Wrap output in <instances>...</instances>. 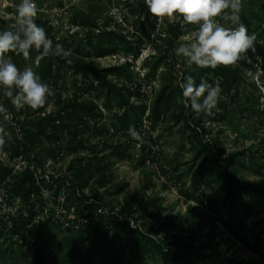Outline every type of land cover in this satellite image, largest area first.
Instances as JSON below:
<instances>
[{
	"label": "rangeland",
	"instance_id": "1",
	"mask_svg": "<svg viewBox=\"0 0 264 264\" xmlns=\"http://www.w3.org/2000/svg\"><path fill=\"white\" fill-rule=\"evenodd\" d=\"M35 2L36 24L69 56L37 61L35 50L27 60L23 55L6 54L21 70L32 67L54 95L42 108L17 110L0 89V104L11 114L8 120L0 114L6 133L0 167L12 174L25 170L26 158L13 155V120H24L36 138L32 157L41 166L34 169V163L31 167L41 187L40 196L31 204L39 220L46 221L45 230L51 236L42 243V264H185L172 262L176 247L163 255H145L138 249L136 230H156L166 220L170 223L157 238L178 232L195 238V246L211 257L204 264L231 259L264 264V248L257 244L264 228V202L251 195L235 205L232 217L234 228L240 226L239 241L222 223L228 222L230 206L220 176H205L197 190L191 183L202 157L199 140L185 126L183 98L174 99L158 122L151 120L154 98L162 89L182 91L179 84L189 73L200 80L211 78L175 54L182 38L195 26L180 17L158 22L144 0ZM19 3L14 1L16 7ZM242 5L240 22L244 24L246 19L250 32L258 34L256 52L249 51L236 64L239 81L228 96L221 93L226 99L220 101L215 115L195 114L193 118H199L204 140H213L211 146H218L222 158L244 152L230 169L235 180L264 190V0H242ZM15 15L16 8H0V31L18 27ZM176 25L177 39L167 32ZM98 47L108 52L100 55ZM70 59L89 66L87 79L69 66ZM111 69H120L106 73V80L119 92H108L94 80V72ZM75 102L95 107L98 117L79 123L77 110L72 108ZM130 121L141 133L140 141L129 136L126 125ZM6 182H0V231L9 228L19 214L25 215L30 206L10 199ZM80 193L95 200L98 221L80 213ZM122 209L128 223L111 232L101 217ZM35 256L27 233L10 238L0 235V264H38Z\"/></svg>",
	"mask_w": 264,
	"mask_h": 264
},
{
	"label": "clouds",
	"instance_id": "2",
	"mask_svg": "<svg viewBox=\"0 0 264 264\" xmlns=\"http://www.w3.org/2000/svg\"><path fill=\"white\" fill-rule=\"evenodd\" d=\"M144 3L151 16L160 23L165 18L180 17L185 24L195 26V30L185 35L175 49V54L183 57L190 67L235 66L249 51L256 52L255 34H249L246 25L240 22L242 0H144ZM37 15L35 0H20L15 15L18 27L0 31V89L17 110L26 106L32 110L42 108L54 92L32 67L21 70L6 54L15 52L27 60L34 49L39 54L37 61L48 56H69L62 45L57 43L54 46L45 29L36 24ZM179 87L184 107L196 114L213 116L220 101L226 99L221 95L219 79L214 83L201 79L197 84L192 75H186ZM0 114L5 120L11 116L2 104ZM128 134L133 140L142 139L135 126H129ZM5 144V129L0 125V149Z\"/></svg>",
	"mask_w": 264,
	"mask_h": 264
},
{
	"label": "trees",
	"instance_id": "3",
	"mask_svg": "<svg viewBox=\"0 0 264 264\" xmlns=\"http://www.w3.org/2000/svg\"><path fill=\"white\" fill-rule=\"evenodd\" d=\"M240 15L241 14H239V16ZM243 22L246 25L247 29L250 30L251 27L250 24L247 23V20L244 19ZM167 32L175 39H177V37L179 36L177 25L170 26ZM105 35L106 34H102L101 36ZM32 51L30 53H32ZM98 52L100 55H104L108 52V49L98 47ZM7 55L16 56L17 54L15 52H9L7 53ZM57 59L58 61L63 62L59 58ZM67 61L71 68H76L77 71L82 73V76L85 79L88 78L90 69L87 64L83 62H76L71 59ZM48 69L51 70V64L48 66ZM202 70V74L209 73L211 75V78L208 79L210 83H214L217 79L220 80L222 92L227 96L232 90V87L236 86L237 82L239 81L240 70L237 65L227 67L218 66L216 69L208 68ZM119 71L120 69H111L103 72H94V80L108 92H119L115 88L111 87L109 82L106 80V73ZM189 75L193 76V74L191 73H189ZM194 79L196 80V83L199 84L200 78L194 77ZM129 94L131 95V93ZM177 97L180 99L183 98L182 91L172 90L171 92H168V90L162 89L155 96L152 109L150 110L152 122H158L160 116L168 111L170 103ZM182 107L185 112L184 114L186 115V129L190 130L193 137L199 140L200 148L198 150V153L202 157L200 166L192 176L191 183L197 190V188L201 186V183L205 176H220V184L225 188V200L230 206V213H228L227 220L231 223V226L230 224H228V222L222 221V223L224 228L233 238L241 241L239 232L240 226H236L234 228L235 223L232 217V211L237 203L243 201L244 196L255 195L257 199H260L264 202V190L253 187L250 184H239L235 180L232 173L230 172V169H232L233 166H235L239 162V159L244 156V152H233L222 158V154L218 146H211V142L213 140H204V128L200 126L201 122L199 121V118H193L196 113L192 112L190 108H185L184 104H182ZM72 108L74 110H77L79 123H83V120L87 117H98L94 113L95 107H90L89 104H77L75 102ZM144 110V106L140 108L141 114H143ZM13 122L14 127L16 128L15 147L13 150V155L15 157L24 156L26 158L27 164L25 170L19 174H12L9 169L0 167V182L7 180L6 184L9 187V190H7L6 193L8 194L10 199L17 198L22 204H30V206L26 211V216L23 214H19L16 219L12 220L9 228L5 227L0 231V233L2 232L0 235H7L10 238L16 235L27 233V236H29V241L36 252L35 257L37 259V263L42 264V260L39 255V253L42 251V243L48 237L49 239H51V236L45 230L44 224L46 221L41 222L39 220L38 214L35 212L33 204H31L32 199L34 197L40 196L41 193L39 180L32 171L33 168L39 169L41 167L36 158L32 157V153L36 145V138L31 132L26 129V122L24 120L14 119ZM126 126L127 128H129V126H135V123L130 121ZM34 163H37L36 166H33ZM32 166L33 168H31ZM80 195H82L81 199L83 201V206L80 209V213L85 212L87 218L98 221L99 216L97 217V204L95 200H91V198H88L81 193ZM124 212V209H122L121 211H116L113 213L109 212L102 215L103 217L101 218L102 220L104 219V224L106 223L107 225H109L111 232L120 226H125L128 223V220L125 219L126 216H124ZM166 221L163 222L164 224L156 230L154 228L145 230L144 232H142L143 229L136 230V233L140 238V246H138V249L142 250L145 255H163L165 253H169L166 250L170 247H176L179 249L173 253L172 262L179 261L185 264H204L207 259H211L210 256L202 254L200 246H195V238L192 239V237H183L182 232H178L174 236H167L162 240L160 238H157L158 234L161 233L163 229L169 225L170 222H168V220ZM141 228H143V226H141ZM84 238H86V236H84ZM113 238L112 240L116 239ZM244 243L246 242L244 241ZM257 244L258 247L264 248V228L257 237ZM213 261L214 264H243L232 259L224 260L222 262H218L216 260Z\"/></svg>",
	"mask_w": 264,
	"mask_h": 264
},
{
	"label": "built area",
	"instance_id": "4",
	"mask_svg": "<svg viewBox=\"0 0 264 264\" xmlns=\"http://www.w3.org/2000/svg\"><path fill=\"white\" fill-rule=\"evenodd\" d=\"M14 1L15 0H0V8L1 9H15L16 6L14 5ZM249 34H255V33H251L250 30H248ZM256 36V41H255V44L257 45L258 42H259V39H258V34H255Z\"/></svg>",
	"mask_w": 264,
	"mask_h": 264
}]
</instances>
